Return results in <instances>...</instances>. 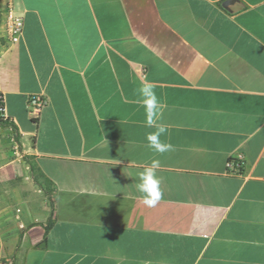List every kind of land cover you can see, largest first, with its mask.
Instances as JSON below:
<instances>
[{
  "label": "crops",
  "instance_id": "1",
  "mask_svg": "<svg viewBox=\"0 0 264 264\" xmlns=\"http://www.w3.org/2000/svg\"><path fill=\"white\" fill-rule=\"evenodd\" d=\"M13 1L23 27L12 42L0 0V91L46 198L21 263L264 264V0ZM154 159L149 207L137 184Z\"/></svg>",
  "mask_w": 264,
  "mask_h": 264
},
{
  "label": "rangeland",
  "instance_id": "2",
  "mask_svg": "<svg viewBox=\"0 0 264 264\" xmlns=\"http://www.w3.org/2000/svg\"><path fill=\"white\" fill-rule=\"evenodd\" d=\"M0 2V26L2 6ZM6 43L0 29V50ZM25 158L20 153L14 132L0 124V264H22L25 235L34 225L46 198L29 185L21 171ZM13 167V168H12ZM12 168L16 176L6 173ZM49 204V202H48Z\"/></svg>",
  "mask_w": 264,
  "mask_h": 264
},
{
  "label": "clouds",
  "instance_id": "3",
  "mask_svg": "<svg viewBox=\"0 0 264 264\" xmlns=\"http://www.w3.org/2000/svg\"><path fill=\"white\" fill-rule=\"evenodd\" d=\"M143 99V106L147 116V126L153 127L159 116L160 105L158 97L149 84H143L138 90ZM167 132V127L163 124L156 125V131L147 134L149 147L157 152H165L171 146L160 141V137ZM160 167L159 160H152L150 166L146 167L139 174L137 188L143 194V203L149 207H154L161 199L160 179L156 170Z\"/></svg>",
  "mask_w": 264,
  "mask_h": 264
},
{
  "label": "built area",
  "instance_id": "4",
  "mask_svg": "<svg viewBox=\"0 0 264 264\" xmlns=\"http://www.w3.org/2000/svg\"><path fill=\"white\" fill-rule=\"evenodd\" d=\"M4 9L7 11L8 14L7 28L9 31L10 39L12 42H17L20 38L23 27L22 16L17 12L13 0H7ZM28 103H29V112L34 118H36L39 115L42 106L45 104V99L41 95H31L29 97ZM0 117L7 118L5 113V100L3 93L1 91H0ZM228 166L234 173H238L240 172L242 163L238 159H231L228 162Z\"/></svg>",
  "mask_w": 264,
  "mask_h": 264
},
{
  "label": "trees",
  "instance_id": "5",
  "mask_svg": "<svg viewBox=\"0 0 264 264\" xmlns=\"http://www.w3.org/2000/svg\"><path fill=\"white\" fill-rule=\"evenodd\" d=\"M0 124L5 126H11L13 129H15V126L12 122L9 121L8 118L0 117ZM15 137L18 139V133H15ZM50 196V195H49ZM50 198V197H49ZM53 210L51 211L50 215L47 218L46 224L44 226L45 230L47 231L53 224Z\"/></svg>",
  "mask_w": 264,
  "mask_h": 264
},
{
  "label": "water",
  "instance_id": "6",
  "mask_svg": "<svg viewBox=\"0 0 264 264\" xmlns=\"http://www.w3.org/2000/svg\"><path fill=\"white\" fill-rule=\"evenodd\" d=\"M233 1L234 0H225L224 2H223V5L225 6V7H229V5L231 4V3H233Z\"/></svg>",
  "mask_w": 264,
  "mask_h": 264
}]
</instances>
